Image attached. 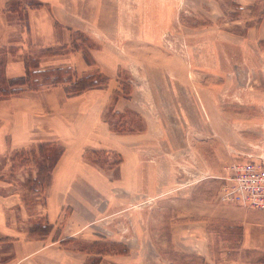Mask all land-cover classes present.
Wrapping results in <instances>:
<instances>
[{"label": "rangeland", "instance_id": "1", "mask_svg": "<svg viewBox=\"0 0 264 264\" xmlns=\"http://www.w3.org/2000/svg\"><path fill=\"white\" fill-rule=\"evenodd\" d=\"M115 4V49L111 46L110 50L126 63L111 85L129 97L133 86L149 83L152 90L160 88L168 100L179 104L163 111L166 125L161 154L167 157L171 170L167 175L169 185L174 184L176 174L180 181L191 178L192 184L180 190L178 204L172 202L171 192L154 200L144 215L145 220L148 218L147 238L139 237L142 232L136 195L131 197L130 209L117 220L118 227H126L131 237L93 239L78 235L69 241L79 249L110 253L93 255L88 264L100 258L111 264H231L239 253L235 247L239 234L230 210L245 207L221 197L222 187L230 181L226 167L264 161V0H115ZM106 35L99 40L110 38ZM86 42L93 49L101 44L86 33L73 35V47L85 50ZM67 67L77 77L73 67L64 69ZM1 69L0 81L7 78ZM121 115L109 114L114 128L126 133L141 129L137 111ZM34 146L0 154V178L8 182L2 192L18 191L31 204L28 209L25 200L22 212L9 211L12 236H17L18 230L26 238L44 236L29 231L45 213V206L34 203L40 198L25 183L37 170L31 154ZM93 156L106 165L120 160L117 152L105 150H96ZM201 176L207 178L201 180ZM188 200L192 205L188 206ZM178 218L180 239L173 241L171 222ZM194 219L201 220V225L206 222L207 239L186 236L189 225L184 222Z\"/></svg>", "mask_w": 264, "mask_h": 264}, {"label": "crops", "instance_id": "2", "mask_svg": "<svg viewBox=\"0 0 264 264\" xmlns=\"http://www.w3.org/2000/svg\"><path fill=\"white\" fill-rule=\"evenodd\" d=\"M36 2L41 4L33 5ZM115 5V0H0V49H13L4 66L7 79L25 74L28 56L39 58L40 69L70 66L75 76L99 70L108 78L103 86L76 95H69L63 84H49L0 99V154L45 141L65 148L48 187L43 217L53 228L45 236L26 238L19 230L17 236L10 234L14 226L9 223V211L22 212L26 206L18 191L2 192L8 182L0 179V264H88L91 256L110 253L79 249L69 240L78 235L93 239L131 237L126 227H118L117 220L130 209L131 197L136 195L142 232L139 237L147 238L148 218L145 220L144 215L154 200L171 192L172 202L178 204L180 190L192 184L191 178L180 181L176 174L174 184L169 185L167 175L171 170L167 157L161 154L166 125L163 111L179 104L168 100L160 88L152 90L149 83L133 86L129 97L111 85L126 63L110 50L115 49ZM76 32L101 41L97 49L89 48L90 63L82 46H72ZM101 35L110 38L99 40ZM128 110L138 112L141 129L127 133L116 130L109 114L121 115ZM96 150L117 152L120 160L101 164L93 156ZM187 204L192 205V200ZM230 211L237 217L233 222L239 234L235 245L239 253L231 264H264V209L235 207ZM184 223L189 225L188 238H208L205 221L203 225L196 219ZM180 225L179 218L171 222L173 241L180 239ZM7 228L9 232H5ZM94 264L111 262L100 258Z\"/></svg>", "mask_w": 264, "mask_h": 264}, {"label": "trees", "instance_id": "3", "mask_svg": "<svg viewBox=\"0 0 264 264\" xmlns=\"http://www.w3.org/2000/svg\"><path fill=\"white\" fill-rule=\"evenodd\" d=\"M40 4V2H36L33 5ZM86 45L87 48L83 53L86 61L90 63L93 59L91 58L89 48H92L93 46H90L88 42H86ZM3 49L4 56L0 60V67H2V69H4L8 53L13 52L12 47H5ZM2 69L1 71H3ZM25 69V74L22 76L8 79L4 78L0 81V99H6L18 95L25 89L36 90L49 84H63L69 95H76L92 88L101 87L108 81L107 76L99 70H94L84 73L81 76L73 77L70 73L69 67L65 69L62 66L40 69L39 58L32 56L26 58ZM35 146V148L31 150V154L33 155V160L37 163L36 175L33 176V173H30L29 177L25 180V183L28 185V190L35 193L37 199L40 198V200L34 201V203H41L45 206L52 172L65 148L61 144L50 141L38 142ZM23 150L24 148L20 151ZM41 197H43L42 201ZM23 200H27L24 194ZM26 203L28 208L31 204L28 203V200ZM52 228L53 225L43 217V220L38 222L35 228H31L29 231L31 233H39L40 235L45 236L50 233Z\"/></svg>", "mask_w": 264, "mask_h": 264}, {"label": "built area", "instance_id": "4", "mask_svg": "<svg viewBox=\"0 0 264 264\" xmlns=\"http://www.w3.org/2000/svg\"><path fill=\"white\" fill-rule=\"evenodd\" d=\"M226 168L230 181L222 187V199L245 208L264 209V161L238 162Z\"/></svg>", "mask_w": 264, "mask_h": 264}]
</instances>
